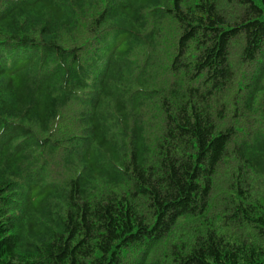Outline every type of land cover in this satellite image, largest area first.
Instances as JSON below:
<instances>
[{
    "label": "trees",
    "instance_id": "1",
    "mask_svg": "<svg viewBox=\"0 0 264 264\" xmlns=\"http://www.w3.org/2000/svg\"><path fill=\"white\" fill-rule=\"evenodd\" d=\"M0 264H264V0H0Z\"/></svg>",
    "mask_w": 264,
    "mask_h": 264
}]
</instances>
